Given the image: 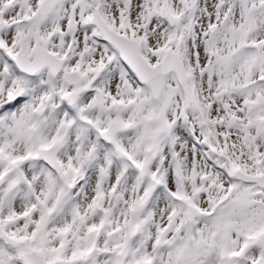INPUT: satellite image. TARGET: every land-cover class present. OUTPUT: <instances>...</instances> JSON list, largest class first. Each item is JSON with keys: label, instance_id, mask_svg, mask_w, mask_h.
Instances as JSON below:
<instances>
[{"label": "snow or ice", "instance_id": "6c2138e0", "mask_svg": "<svg viewBox=\"0 0 264 264\" xmlns=\"http://www.w3.org/2000/svg\"><path fill=\"white\" fill-rule=\"evenodd\" d=\"M0 264H264V0H0Z\"/></svg>", "mask_w": 264, "mask_h": 264}]
</instances>
